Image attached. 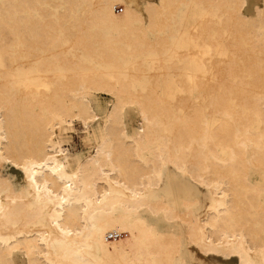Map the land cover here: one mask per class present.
Masks as SVG:
<instances>
[{
	"label": "bare ground",
	"instance_id": "1",
	"mask_svg": "<svg viewBox=\"0 0 264 264\" xmlns=\"http://www.w3.org/2000/svg\"><path fill=\"white\" fill-rule=\"evenodd\" d=\"M126 1L0 0V264H264V0ZM95 92L82 159L59 132ZM167 168L198 187L183 211Z\"/></svg>",
	"mask_w": 264,
	"mask_h": 264
},
{
	"label": "rangeland",
	"instance_id": "2",
	"mask_svg": "<svg viewBox=\"0 0 264 264\" xmlns=\"http://www.w3.org/2000/svg\"><path fill=\"white\" fill-rule=\"evenodd\" d=\"M126 1V0H123ZM147 0H127L126 2H123L121 4H118L114 7V12L117 16H122L125 10V5L127 3H130L131 6L135 5H144ZM153 1V0H148ZM248 6H247V14L249 16H254V10L255 6H260L261 1L260 0H247ZM123 4V5H122ZM253 11V12H252ZM184 25L183 26H175V38L176 42L178 39H182L183 46L187 47L189 45L188 37L186 36L187 32H194L195 28L197 27L198 20L196 18H193V15H188L184 19ZM186 33H184V32ZM188 41V42H187ZM183 52V50H181ZM183 62H185L186 66L189 67L188 59H185ZM155 73V75H153ZM159 74V75H157ZM182 76H187L186 73H181ZM159 77L161 73L159 71L152 70L151 76ZM163 77V73L161 75ZM178 77V76H177ZM148 76H146V79ZM183 78V77H182ZM144 77H140V80L142 81ZM146 84V82H144ZM165 85L167 83H164ZM188 85V83H186ZM137 85L135 88H138ZM93 96L91 98L93 106L95 111L99 114L98 120H96L93 124H91L90 128H87L84 126V124L80 120H75L72 125H63L62 129L60 130L59 134L62 138V146L64 149H67L69 154L72 156H76L79 158L84 159L85 156L93 153V147H94V141L89 140L90 131L92 129H97L99 124H102L103 121H106V113L112 109V105L115 101V98L108 93L105 92H95L92 93ZM193 94H196V92H193ZM139 111L137 106L135 105H126L124 109V123L125 127L127 129V132L130 135H133L135 132H137V120L139 119ZM88 139V140H87ZM148 157L151 158L152 154L149 152L147 153ZM164 174V184L167 185V189L163 191L165 199L168 200V202H176V208L180 211L184 210V207L182 205V199L186 198L194 199L195 197H199V190L196 184L189 181L187 178H184L181 173L175 172L172 168H167L163 171ZM171 175V176H170ZM176 179V180H175ZM176 185V186H175ZM178 187V188H177ZM189 192H186L188 191ZM175 191V192H174ZM197 192L198 194H196ZM187 193H190L189 196H187ZM176 196V198H175ZM170 197V198H169ZM169 198V199H168ZM179 199V201H178ZM181 199V201H180ZM183 209V210H182ZM121 235L120 237L114 236H108L109 242H114L115 240H123V243L126 242L128 235ZM187 249V250H186ZM192 251L188 250V248H184V255L187 257L189 261H193L194 254Z\"/></svg>",
	"mask_w": 264,
	"mask_h": 264
}]
</instances>
